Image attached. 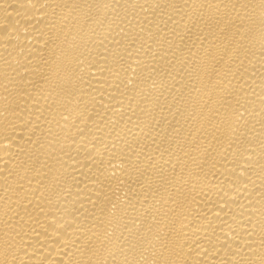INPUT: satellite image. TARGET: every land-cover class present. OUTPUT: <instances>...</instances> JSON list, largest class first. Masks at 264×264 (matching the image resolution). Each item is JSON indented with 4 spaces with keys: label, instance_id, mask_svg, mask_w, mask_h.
Wrapping results in <instances>:
<instances>
[{
    "label": "bare ground",
    "instance_id": "obj_1",
    "mask_svg": "<svg viewBox=\"0 0 264 264\" xmlns=\"http://www.w3.org/2000/svg\"><path fill=\"white\" fill-rule=\"evenodd\" d=\"M0 264H264V0H0Z\"/></svg>",
    "mask_w": 264,
    "mask_h": 264
}]
</instances>
